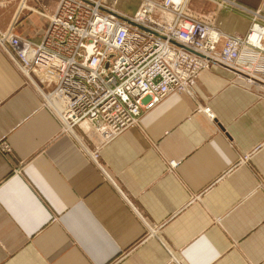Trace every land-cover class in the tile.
I'll return each instance as SVG.
<instances>
[{
	"label": "crops",
	"instance_id": "crops-1",
	"mask_svg": "<svg viewBox=\"0 0 264 264\" xmlns=\"http://www.w3.org/2000/svg\"><path fill=\"white\" fill-rule=\"evenodd\" d=\"M188 6L226 34L264 23V0ZM53 9L0 0V32L41 42ZM13 56L1 42L0 264H264V62L214 64L105 139L63 127L44 97L55 83Z\"/></svg>",
	"mask_w": 264,
	"mask_h": 264
},
{
	"label": "built area",
	"instance_id": "built-area-1",
	"mask_svg": "<svg viewBox=\"0 0 264 264\" xmlns=\"http://www.w3.org/2000/svg\"><path fill=\"white\" fill-rule=\"evenodd\" d=\"M188 1L143 0L139 13L125 15L101 0H56L39 44L11 31L0 38L11 43L24 66L30 59L44 80L55 82L50 96L63 99L58 115L63 127L86 120L109 139L134 125L141 109L189 90L204 68L248 70L247 60L264 62V23L258 13L245 37L227 35L216 51L215 35L222 39L224 33L195 15ZM154 10L170 13L171 21L154 19Z\"/></svg>",
	"mask_w": 264,
	"mask_h": 264
},
{
	"label": "rangeland",
	"instance_id": "rangeland-1",
	"mask_svg": "<svg viewBox=\"0 0 264 264\" xmlns=\"http://www.w3.org/2000/svg\"><path fill=\"white\" fill-rule=\"evenodd\" d=\"M91 2H93V1H96V0H90ZM102 2L103 1H105V0H101ZM156 1H160V0H156ZM56 3V0H52V4H55ZM103 4H105V6H107L108 8H110V9H112V10H115L116 12H121V13H123V14H125V15H131L132 14V12H126L125 10H117V8H115L114 7V5H112V4H109L108 2L107 3H104L103 2ZM44 11V13H45V15L48 17V20H49V26H50V24H51V21H50V17H49V13L52 11V10H43ZM159 11L160 10H154V12H152L151 13V15H152V17L154 18V19H162L163 18V15H164V13H159ZM194 11V10H193ZM197 16H199V15H197ZM203 20H205V21H207L208 23H210L212 26H213V24L208 20V19H205V18H203V17H201ZM49 26H48V28H49ZM214 27V26H213ZM47 28V29H48ZM8 31H11L12 32V34H14V35H16V36H18V37H20V38H23V37H21V36H19V35H17V34H15V33H13V31L12 30H8ZM221 31V30H220ZM7 32V31H6ZM248 32V31H247ZM0 33H3V32H0ZM224 33V36H223V42H222V45H221V47L219 48V49H217L216 51H220V49L222 48V46L224 45V43H225V38H226V36L227 35H230V36H236V37H240V38H243V37H245L246 36V34L245 35H235V34H226L225 32H223ZM23 39H25V38H23ZM25 40H27V39H25ZM6 41V43L7 44H9V46H10V49L12 50V52H13V50H14V48H13V46L11 45V43L10 42H8V40H4L3 38H0V43L1 42H5ZM27 41H29V42H31L30 40H27ZM32 44H39L40 42H38V43H35V42H31ZM218 46V45H217ZM14 54V53H13ZM16 59H17V61H18V63L21 65V66H23V67H25V70L27 71H22L24 74H25V76L26 77H28V78H30V80L32 81V82H34V83H36V84H42V82H45V81H47V80H44L43 78H41V71H40V69L39 68H37V67H35V66H37V65H35V64H30V62H31V60L29 59L28 60V65L27 66H24V62L23 61H21V59H19L18 57H16ZM40 74V75H39ZM55 83V82H54ZM54 88H55V86H54ZM50 92H52V91H50ZM49 96H50V93H47L46 92V94H45V98H46V101H47V103L48 104H50L49 103Z\"/></svg>",
	"mask_w": 264,
	"mask_h": 264
},
{
	"label": "bare ground",
	"instance_id": "bare-ground-1",
	"mask_svg": "<svg viewBox=\"0 0 264 264\" xmlns=\"http://www.w3.org/2000/svg\"><path fill=\"white\" fill-rule=\"evenodd\" d=\"M141 10H135V11H133L132 12V15H135V14H137V13H139ZM159 13H161V11H159ZM163 20H165V21H171V19H172V16H171V14L170 13H168V12H166V13H164V15H163V18H162ZM215 37L217 38V39H219L218 40V42H220V40H221V38H220V36L218 35V34H216L215 35ZM251 38L253 39V40H257L258 39V36H256V35H252L251 36ZM14 57V56H13ZM14 59L16 60V62L18 63V61H17V59L14 57ZM221 66H223V67H225V68H231V67H227V66H224V65H221ZM18 67L22 70V71H26L25 70V68L23 67V66H21L19 63H18ZM209 68V67H208ZM204 69H207V68H204ZM204 69H202V70H204ZM201 70V71H202ZM200 71V72H201ZM27 72V71H26ZM43 74H44V72H43ZM200 74V73H199ZM198 74V75H199ZM42 75V74H41ZM197 75V76H198ZM42 77L43 78H46V76H45V74H44V76L42 75ZM163 99V98H162ZM49 103H50V105L54 108V111L56 112V114L57 115H59V112H60V110L62 109V106H63V99L60 97V96H58L57 94L55 95V94H51V96H49ZM59 118V117H58ZM137 120H138V118H137ZM62 125V124H61ZM116 136V135H115ZM115 136H113L112 138H114ZM109 139H111V138H109Z\"/></svg>",
	"mask_w": 264,
	"mask_h": 264
}]
</instances>
